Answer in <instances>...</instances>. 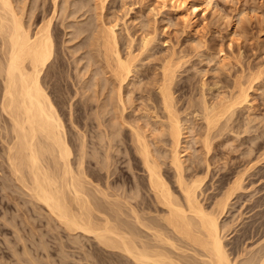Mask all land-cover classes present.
<instances>
[{
  "label": "bare ground",
  "instance_id": "6f19581e",
  "mask_svg": "<svg viewBox=\"0 0 264 264\" xmlns=\"http://www.w3.org/2000/svg\"><path fill=\"white\" fill-rule=\"evenodd\" d=\"M37 1H29L31 5L28 6L27 0H22V2L0 0V129L7 130L9 128L5 158L12 172L11 174L33 202L30 201L33 204L43 205L46 211V219L53 220L55 225L68 231V234L69 232L78 233L76 237L81 236V234H89L88 236L91 235L100 245L118 250L120 254L129 258L132 264H264V244H259L260 247L256 251L246 252L245 254H249L246 255L247 257H244L242 252L245 248L241 249L240 253L239 245L230 248L231 250L227 248L224 241L227 236L225 232L231 226L223 219L231 206V200L239 196V199L241 198L240 194L241 191L245 190L243 188L245 186L244 181H247L246 178L256 176L255 180L256 178L260 180L264 177V173H262L264 172V150L258 152L256 161L251 164L250 160L242 159L246 163L243 164L244 166L241 165L242 169L235 172L234 178L232 177L233 179L219 198L204 202L200 197L204 193L205 178L211 177L212 169L210 166L212 160L215 156H218V154L215 155L217 152L212 151V138L219 137L218 135H221L231 125L228 123L231 121L234 109L237 106L250 104L248 89L252 84L244 86L245 84H240V82L237 84L236 93L225 91L226 95L225 93L223 95V91H220L223 96L220 94L217 101L207 100L205 98L207 97L206 94H202L201 101L198 102L201 107L199 110L194 109L191 111L192 124L189 123L190 125H188V121H184L175 108L174 95L171 91V83H173L175 73L174 66L171 67L170 63H164L157 79V90L160 107L163 110V118L161 119L156 114L155 107L149 108L147 106L143 109V115L149 118H158L159 116L160 120L152 121L142 118V121H145L144 125H140L142 123L134 119L132 122L127 121L124 112L127 108L126 100L130 95L127 94L128 96H126L123 88L125 87L124 84L128 85L129 83L130 85L129 78L134 75V69H137L132 64L135 55L131 49L123 57L118 48L114 47L117 34L115 28L121 17L116 16L108 22H105L104 19L101 22L102 24L99 21L101 24L99 26H102L103 29L101 31L103 35H100L102 39L99 38L101 46L96 45L98 42L95 44V39L91 41L92 44L94 43L93 45L105 48L102 56H97V58L102 57L107 63L110 76L106 80L111 78L112 83H115V96L113 95L114 98H112L110 95L108 99H104V101L106 100L104 103L100 102L103 104V109H99L95 124L99 131L98 140H93V136L87 139L84 133H79V135H76L78 153L73 156L62 118L59 117V112L54 107L52 97L45 91L46 89L43 87L45 77L41 76L42 71L45 70L46 72V69L52 63V53L55 47L52 18H54V13L58 11L56 9L57 0H52L54 1L53 6L50 4L52 14L50 13L49 16L47 8L42 7L43 5L40 6V3L37 4ZM81 1L77 0L79 3ZM99 1L103 2L104 0ZM161 2L165 6L167 3L172 5L177 0H161ZM203 2L208 3L209 1L203 0ZM84 4L86 6L87 3ZM181 4L177 2L176 5L180 7ZM183 6L182 4L181 7ZM80 7L83 8V6L78 8ZM38 8L40 11L38 10L35 13ZM58 8L60 9L59 6ZM194 8H191L194 11L193 14L195 13ZM28 9L29 24L26 25L25 18ZM66 11L65 14L70 12ZM36 16L39 19L40 16L42 17V23L39 25L36 23L37 28L35 27V31L33 30L34 32L31 33L28 26L33 23L32 18ZM101 18L103 19V17ZM76 26L79 27V25ZM96 35L97 33L94 37ZM97 37L99 36L97 35ZM152 37H143L141 44L143 49L147 48V44L152 40ZM145 46L146 48H144ZM92 60L96 62L98 59L93 58ZM56 65L54 64V66ZM135 82L133 80V83ZM91 84L90 87H92ZM107 106H110V108ZM198 120H200L199 125L197 123L195 125L199 128L198 134L204 148L203 153L205 151V156L203 155L204 165L202 166L200 161H197L189 166V164L184 163L182 148L185 150L186 147L181 145L182 137H187L184 134L187 133V130L192 131V128H194L192 127L193 123ZM189 122L191 121L189 120ZM124 125L129 129L130 135L127 138L133 145H126L128 152L131 151L130 159L134 162L132 165L142 169L145 174H136L134 180L129 179L130 185L116 186L112 181H109L110 176L114 173L112 167L117 166L118 158H120L117 154V147L118 142L121 140H115L114 133L118 135L117 131ZM151 131L158 132L157 134L163 136L162 138L158 136L163 145H154L157 140L152 141L148 138ZM245 131L246 129L238 130L236 136L238 137L241 132ZM224 137L226 140L231 136L225 134ZM238 139L239 144L245 143L242 134ZM241 151V153H246L245 149ZM94 153L99 155L94 157ZM163 164H166L172 170L174 180L172 179L173 182L171 181V183L167 180L170 177L166 178L164 175ZM200 172L203 174L201 176L197 175ZM223 175L225 176V174H222V178H224ZM252 180L253 178H250V181ZM98 194H101L104 200H101ZM206 198L204 197V199ZM256 206L259 209L253 211V215L251 214L252 219L241 228L240 236L237 237L236 235L242 242L246 239L264 237V195L256 196L255 199L246 204V208L250 210ZM52 227H54L53 224ZM237 252L238 256L243 254L244 258L241 257L242 259L239 258L238 260L237 256H230L231 253ZM34 262L36 263V261ZM34 262L33 264H35Z\"/></svg>",
  "mask_w": 264,
  "mask_h": 264
},
{
  "label": "rangeland",
  "instance_id": "374dc122",
  "mask_svg": "<svg viewBox=\"0 0 264 264\" xmlns=\"http://www.w3.org/2000/svg\"><path fill=\"white\" fill-rule=\"evenodd\" d=\"M15 1L22 2V0ZM27 1L28 3L29 1L32 2V0ZM82 1L83 4L87 3L86 6L81 2H77V0L56 1V9H58L56 13H59L57 15L54 13V18H52L55 46L51 59V65L53 66L50 65L46 69V72L43 70L41 73V76L45 77L43 87L50 97H52L53 104H55L54 107L59 113L56 112L62 118L64 130L73 151L72 155L76 156L78 153V139L76 135H79V133H84L87 139L93 136V140H98L99 131L95 124L99 109H103V104L101 103H104L106 101L104 99H108V96L110 97L111 95L112 98H114L113 95L115 96V83H112L111 78L110 80H106L110 76L107 63L102 57L97 58V56H102V53L105 52V48L103 46L100 47L99 43L103 35L101 34L103 33L101 32L103 30L102 26L99 25L102 24L101 22L104 19L105 22H108L119 16L121 19H119V24L115 28L117 46L115 45L114 47L118 48L123 57L124 55L126 56L128 50L132 49L131 51L135 55L134 58L136 57L135 59L133 58L134 63L132 62V64L134 68H137L134 69V75L129 78L130 85L129 83L128 85L124 84L125 87L123 88L126 96L130 95L126 100L127 108L124 112L127 121L132 122L134 119L142 123H139L140 125H144V120H160L159 116L161 119L163 118V110L160 107L161 104L157 90V79L161 72V66L164 63H170L171 67L174 66L175 70H173L175 73L173 83H171V91H173L172 94L174 95L175 108L178 115L184 121H188V125H190L189 123L192 124L191 111L194 109L199 110L201 107L199 103L202 94H206L207 97L205 98L207 100L217 101L221 94L220 91H223L222 94L225 93V95V91L227 93H236L237 84L240 82V84H245L244 86L252 84L248 89L250 106L248 104L237 106L234 109L231 121L228 123L231 125L223 131V136L221 134L218 135L219 137L215 136V139L212 138V151L214 153L217 152L215 155L218 154V156H215L212 160L210 168L212 169V173H214H211V177L205 178L206 187L204 184V193L200 197L204 202H210L219 198L223 194V190L234 178L235 172L242 169L243 164L246 163L242 159L250 160L251 164L256 161L258 154L264 150V0H207L209 1L208 3H204L203 0H177L178 3L180 2L184 5L181 7V4V8L176 5L177 2L172 4L176 5L174 7L170 3L163 6L161 0ZM31 2L28 6L31 5ZM53 2L52 0H38L37 4L40 3V6L46 7L49 11V16L52 14L50 10H52L51 6H53ZM77 3L79 6H83V8H78ZM48 7L51 8L49 9ZM71 7L74 8V11ZM192 7H195L194 14L192 13L194 12L191 9ZM38 10L40 11L38 8L35 10V13ZM80 10L83 12L85 10V12H80ZM28 11L29 9L25 18L26 25L29 24ZM65 11L67 14H65ZM36 17L32 18L33 23H30L31 27L28 26L31 33L37 28L36 23L38 25L42 23V17L40 16L41 20L39 17ZM39 21L41 22L39 23ZM76 25H79V27ZM74 32H76L75 37ZM96 33L99 37L97 35L94 37ZM148 36H153L150 41L151 43L148 42V49L146 46L144 47L146 49H143L141 47L143 37ZM94 39L95 44L99 43L96 44L100 45L99 47L93 45L94 43L92 44ZM93 47H98L99 49ZM101 48L103 49L101 50ZM93 58L99 61L95 62V60H92ZM54 64L59 65L54 66ZM105 70L106 72H104ZM97 73L99 75H96ZM47 77H50V79ZM133 80L136 82L133 83ZM50 81L51 83H49ZM90 84L92 87H90ZM96 84L99 85L97 86ZM108 87L111 88L109 89ZM222 94L221 96L224 95ZM148 97L149 99H147ZM147 106L149 108L155 107L156 114L159 115L158 118H149L143 115V109L147 108ZM107 107L110 108V106ZM106 117L108 116L106 115ZM142 118L144 119L143 121ZM196 123L199 125L200 120L193 123L192 127L194 128H192V131L187 130V133L184 134L187 137H182L181 145L182 147L183 145L186 147L185 150L182 148L185 159L184 163L186 165L189 164V166L197 161H200L202 166L204 165L203 158L205 151L203 153L204 148L202 147L201 138L198 134L199 128L195 125ZM8 129H0V264H33L34 261H36V263L34 262L35 264H132L130 259L120 254L118 250L100 245L91 235H82L80 233L81 236L76 237L78 233L69 232L68 234V231L55 225L53 220L49 221L48 218L46 219L45 207L39 203L33 204L32 199L27 196L25 190L15 180L13 174H11L12 172L5 158L6 142L9 138ZM229 129L231 130L229 131ZM243 129H246L245 132H241L245 143L241 145L239 144V139L237 140L241 134L237 137L236 132ZM117 133L118 135L115 133L114 135L115 140H121L118 142L119 145L117 147V154L120 158H118L119 162H117V166L115 168L112 167L114 173L110 176L109 181H112L116 186H126L130 185L129 179L134 180L136 174H145V172L132 165L134 162L130 159L131 151L128 152L129 150L126 147V145H132L128 139L130 135L128 127L126 125L120 127ZM157 133L151 131L148 138L152 141L157 140L154 145H163L158 138V136L160 138L163 136ZM225 134L231 137L225 140ZM250 144H252V147L249 146ZM239 149H245L246 153H241L242 151ZM93 155L97 157L99 154L94 153ZM193 159L194 161H192ZM167 167L166 164L162 165L164 175L166 178L170 177L167 180L171 183L174 177H172V170L169 167L167 169ZM202 174L200 172L197 175L201 176ZM222 174H225V176L223 175L224 178H222ZM255 177H250L253 178L252 181H250V178H246L247 181H244L245 186L243 188L245 190L241 191V198L239 199V196L231 200L228 213L223 218L231 226L225 232L227 236L225 235L224 241L227 244V248L231 250L230 248L239 245L240 253L241 249L245 248L242 251L244 257L249 255V251H256L261 244H264V237L246 239L247 241L244 240V242L237 238L242 232L241 228L252 219L253 211L259 209L256 206L250 210L246 208V204L250 203L256 196L264 195V181L261 182V180H264V177L260 180L257 178L255 180ZM208 194L210 195L209 198ZM98 197L104 200L101 194H98ZM40 205L42 206L41 209L39 208ZM52 224L54 227H52ZM246 252H248V255L245 254ZM243 254L238 256L237 252L231 253L230 256H237L239 260V258H244Z\"/></svg>",
  "mask_w": 264,
  "mask_h": 264
}]
</instances>
